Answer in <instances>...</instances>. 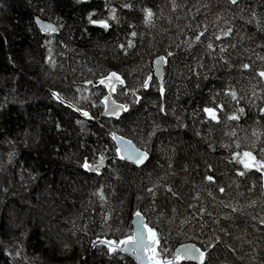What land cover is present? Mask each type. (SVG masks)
<instances>
[{
  "label": "trees",
  "instance_id": "trees-1",
  "mask_svg": "<svg viewBox=\"0 0 264 264\" xmlns=\"http://www.w3.org/2000/svg\"><path fill=\"white\" fill-rule=\"evenodd\" d=\"M110 8L118 25L88 22ZM36 16L58 30L42 31ZM169 52L163 91L152 75L133 93L152 74L153 57ZM261 70L264 0H0V264H136L100 241L130 233L137 210L161 247L193 241L214 245L204 264H264V170L236 162L244 151L264 160ZM112 72L125 81L111 96L128 106L119 118L105 113L109 89L99 84ZM216 104L224 105L218 123L202 111ZM238 107L240 119L229 120ZM111 133L150 158L142 166L119 159ZM100 155L99 174L81 168Z\"/></svg>",
  "mask_w": 264,
  "mask_h": 264
},
{
  "label": "snow or ice",
  "instance_id": "snow-or-ice-1",
  "mask_svg": "<svg viewBox=\"0 0 264 264\" xmlns=\"http://www.w3.org/2000/svg\"><path fill=\"white\" fill-rule=\"evenodd\" d=\"M77 2H81V0H77ZM110 2V0H109ZM232 5H237L239 0H229ZM125 8H131V4L123 5ZM109 15L103 18L93 19L94 13H90L87 17L88 22L99 28L104 30H109L112 27V24L109 21L115 22L117 25L120 23L119 19L116 15V9L110 8ZM153 16V12L151 9L146 11V23L151 21ZM36 23L40 25V27L44 31H55L52 29L51 25L43 24L39 19L36 20ZM131 27V25H130ZM232 33V29L228 28L227 30H221L220 35H216V39L220 40L222 37H228ZM131 35L133 37L136 36V32L132 31ZM204 35V31H201L199 34L195 35L194 39L196 41H200L201 36ZM132 42H128V47H132ZM121 48H124L125 45L121 44ZM209 49H213V44L209 43L207 45ZM215 50V49H213ZM221 52H226L227 49L223 45L220 46ZM169 56L172 55L171 52L168 53ZM223 59V57H221ZM165 58L161 57L156 63L164 62ZM227 63V61H225ZM202 66V65H201ZM243 69H249L250 65L245 63L242 65ZM257 75L261 78H264V70H261L257 73ZM152 80V76L149 75L143 83V87L147 88L149 82ZM88 83H92L89 81ZM123 84V79L115 72L110 73L105 78L99 81L100 85H104L109 89L108 95L103 97L102 103L105 106V111L109 116H113L119 118L121 113L127 112L128 106L125 104H117L114 100L111 99L112 94L116 91L115 84ZM161 91H163L161 87ZM225 95L231 97L233 101L239 103V99L237 97V93L235 90H227ZM52 95L57 99L63 102V98L60 96L59 93H52ZM87 99V98H85ZM71 108H74L75 111L79 112L83 117L91 119L88 111L81 109L80 107H76L72 104L68 105ZM224 110L223 104H216L214 107H204L202 111L206 113L207 119L211 121L219 122V112ZM261 113L264 114V108H261ZM244 113V108L238 107L234 110L233 114L228 116L229 120L238 121L240 119V115ZM77 123H81V121H77ZM235 135V133H233ZM111 138L113 141L116 142L115 153L121 160L131 161L135 165L139 166L142 165L147 159L148 154L144 151H141L137 148L130 140H125L123 137L116 135V133H111ZM237 147L239 145L237 144ZM241 157L240 152L234 153V159ZM242 157L237 159L236 162L243 165L244 169H250L252 167H257L258 170H264V160L259 162L256 161V157L252 154L251 151H244L242 153ZM104 167V156L100 155L99 160H93L91 163L88 162L87 159L81 164V168L92 173L99 174L100 169ZM210 168V166H209ZM245 173L244 171L238 172V175L243 176ZM205 179L209 182L215 183L214 176L207 175ZM219 192L223 193L225 189L220 187ZM148 191H153V189H148ZM168 191H172L171 188ZM96 195L99 196L101 200L105 199L103 191L100 190ZM175 195V193H173ZM226 207H230V205H226ZM236 209H233L235 211ZM135 220L133 221L134 225H137L130 233L126 234L122 239L119 241L116 240H102L100 243L105 244L108 247L109 252L115 253L117 251L121 253H127L134 257L139 264H181L184 260H191V261H198L199 264H204L205 259L207 257V252L209 247H214V245L206 246L203 250L198 248L194 245H185L180 248H177L174 252L165 244V246L161 247L160 243V236L155 227L150 226L147 222H145L143 214L137 210L135 212ZM261 224H264V219L260 220Z\"/></svg>",
  "mask_w": 264,
  "mask_h": 264
},
{
  "label": "water",
  "instance_id": "water-1",
  "mask_svg": "<svg viewBox=\"0 0 264 264\" xmlns=\"http://www.w3.org/2000/svg\"><path fill=\"white\" fill-rule=\"evenodd\" d=\"M37 19H39L43 24L51 25V26H52V29H55V31H53V32H56V31L58 30L57 25H56L55 22H53V21H51V20H48V19H42V18H39L38 16H36V17H35V21H36ZM37 25H38V27H39L42 31H44V30L40 27L39 24H37ZM168 56H169V55H165V54H163V53H159V54L155 55V56L153 57V59H152V74H151V76H152V75L155 76V78L157 79V81H158V83H159V86L162 87V88H163V80H164V77H165V67H166L167 62H168ZM161 57H164V58H165L164 62L157 64L156 62H157ZM105 77H106V76L102 77V79L105 78ZM150 82H151V81H150ZM150 82H149V83H150ZM123 85H125V81H124V80H123ZM142 87H143V85L139 86L137 89H132V92H133V93H137V91L140 90ZM105 113H106V111H105ZM116 135L123 137L125 140H130V141H131V142H132L137 148H139L141 151H144V152H146V153L148 154V159L150 158V153H149L146 149L139 147V146H138V145H137V144H136L131 138H129V137L125 136V135L119 134V133H116ZM115 143H116V142H115ZM148 159H147V160H148ZM147 160H146L142 165H144V164L147 162ZM105 162H106V159L104 158V164H105ZM128 162L132 163L131 161H128ZM132 164H134V163H132ZM134 165H135V164H134ZM142 165H139V166H142ZM136 166H137V165H136ZM140 212H141V211H140ZM141 213H142L143 216H144L145 222H147V220H146V216L144 215L143 212H141ZM134 214H135V212L132 214V216H131V221H130V225H131V227H132V230L137 226V225H134V224H133V221L135 220V215H134ZM102 240H104V239H102ZM185 245H194V246H196V247H198V248H201L197 243H195V242H193V241H181V242H179V243L175 246V250H176L177 248H180V247L185 246ZM201 249H202V248H201ZM202 250H203V249H202ZM125 254L128 255V256H130V257L134 260V262H135L136 264H139V262H138L134 257H132L131 255H129V254H127V253H125ZM185 261H191V260H185ZM205 261H206V259H205ZM191 262H194V263H196V264H199L198 261H191ZM204 263H205V262H204Z\"/></svg>",
  "mask_w": 264,
  "mask_h": 264
},
{
  "label": "rangeland",
  "instance_id": "rangeland-1",
  "mask_svg": "<svg viewBox=\"0 0 264 264\" xmlns=\"http://www.w3.org/2000/svg\"><path fill=\"white\" fill-rule=\"evenodd\" d=\"M8 248H9L11 251L16 252V247H14L13 244L10 245Z\"/></svg>",
  "mask_w": 264,
  "mask_h": 264
}]
</instances>
